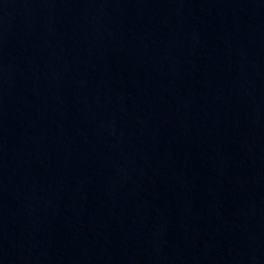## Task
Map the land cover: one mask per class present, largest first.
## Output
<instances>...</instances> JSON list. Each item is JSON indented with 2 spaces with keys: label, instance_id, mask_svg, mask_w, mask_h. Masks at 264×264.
<instances>
[{
  "label": "water",
  "instance_id": "obj_1",
  "mask_svg": "<svg viewBox=\"0 0 264 264\" xmlns=\"http://www.w3.org/2000/svg\"><path fill=\"white\" fill-rule=\"evenodd\" d=\"M0 264H264V0H0Z\"/></svg>",
  "mask_w": 264,
  "mask_h": 264
}]
</instances>
